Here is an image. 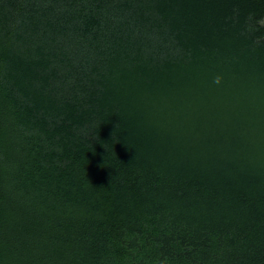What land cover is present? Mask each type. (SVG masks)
I'll use <instances>...</instances> for the list:
<instances>
[{"label": "trees", "instance_id": "16d2710c", "mask_svg": "<svg viewBox=\"0 0 264 264\" xmlns=\"http://www.w3.org/2000/svg\"><path fill=\"white\" fill-rule=\"evenodd\" d=\"M0 264H264V0H0Z\"/></svg>", "mask_w": 264, "mask_h": 264}, {"label": "clouds", "instance_id": "9594fccd", "mask_svg": "<svg viewBox=\"0 0 264 264\" xmlns=\"http://www.w3.org/2000/svg\"><path fill=\"white\" fill-rule=\"evenodd\" d=\"M219 80H220V77L218 76V77H216L215 82H219Z\"/></svg>", "mask_w": 264, "mask_h": 264}]
</instances>
